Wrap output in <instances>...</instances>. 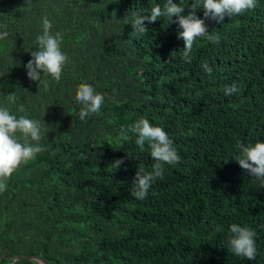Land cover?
Here are the masks:
<instances>
[{"label": "trees", "instance_id": "16d2710c", "mask_svg": "<svg viewBox=\"0 0 264 264\" xmlns=\"http://www.w3.org/2000/svg\"><path fill=\"white\" fill-rule=\"evenodd\" d=\"M173 2L187 15L193 0ZM157 4L164 0H0L9 32L0 41V107L39 120L44 148L0 192V264H42L18 254L47 264H264V187L236 160L238 141L264 142V0L223 23L197 9L219 43L198 37L191 63L176 17L133 31ZM45 17L69 57L59 82L42 76L46 91L25 67ZM81 83L105 95L83 121ZM233 83L239 92L225 96ZM140 118L163 128L181 158L144 200L131 195L133 179L155 161L127 131ZM233 223L256 232L255 260L227 251Z\"/></svg>", "mask_w": 264, "mask_h": 264}, {"label": "clouds", "instance_id": "9594fccd", "mask_svg": "<svg viewBox=\"0 0 264 264\" xmlns=\"http://www.w3.org/2000/svg\"><path fill=\"white\" fill-rule=\"evenodd\" d=\"M255 7L256 0H202V2L193 0L185 15V7L174 3L173 0H164L163 7L157 4L151 9L149 15L138 16L132 22V28L133 31L145 35L148 32L145 21L152 23L160 17H167L170 22L173 17H176L175 22L182 29L177 33V38L184 41L183 58L191 63L190 52L198 37H206L214 45L219 43L217 37L208 31L205 19L197 16V9L203 10L205 18L223 23L225 17L232 18L242 15L245 11ZM51 28V22L45 17L42 34L37 36L38 50L31 52V59L25 65L28 78L37 82L38 86L42 85L45 91L48 84L42 80V76H50L59 82L64 66L69 61V57L61 51L60 34H51ZM8 36L6 26L0 25V41L6 40ZM200 67L209 75L213 71L207 61H203ZM223 92L225 96L238 93V85L233 83L226 86ZM6 99L9 103H13L15 95L11 93L6 96ZM74 99L77 104L81 105L78 117L83 121L90 114L100 111L105 102V95L97 93L90 84L81 83L76 89ZM20 111L23 109L21 108ZM127 131L135 135V144L141 151H144L147 143L150 156L155 161L151 171L146 172L141 168L136 171L133 179L131 195L138 200H144L152 184L164 178V166H174L180 162L181 158L174 147V141L169 138L167 132L161 127L153 126L147 119L140 118L129 125ZM41 133L42 127L39 120L23 115L17 117L10 114L7 108L0 107V192L6 190V181L22 164H27L44 150L39 143L42 138ZM236 147L241 153L236 159L240 167L264 187V142L245 145L238 141ZM123 163L122 158L114 160L111 164L114 172ZM229 232L227 251L236 257L249 261L255 260L257 255L256 232L250 227L235 223L230 225Z\"/></svg>", "mask_w": 264, "mask_h": 264}, {"label": "water", "instance_id": "95a60500", "mask_svg": "<svg viewBox=\"0 0 264 264\" xmlns=\"http://www.w3.org/2000/svg\"><path fill=\"white\" fill-rule=\"evenodd\" d=\"M23 257H29V258H33V259H37L39 262H41L42 264H47L43 259L38 258L36 256H30V255H24V254H18L16 256H14L15 259H20ZM4 257H0V260L3 259Z\"/></svg>", "mask_w": 264, "mask_h": 264}]
</instances>
